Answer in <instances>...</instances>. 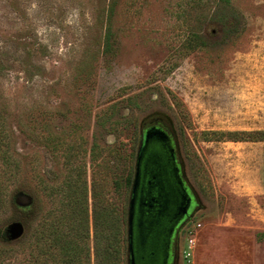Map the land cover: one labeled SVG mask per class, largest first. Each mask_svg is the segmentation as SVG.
<instances>
[{
	"label": "rangeland",
	"instance_id": "rangeland-1",
	"mask_svg": "<svg viewBox=\"0 0 264 264\" xmlns=\"http://www.w3.org/2000/svg\"><path fill=\"white\" fill-rule=\"evenodd\" d=\"M195 35L203 45L189 50ZM158 112L175 125L203 203L186 225L181 264H264V142L205 135L264 131V0H0V135L18 166L0 233L24 228L4 264H37L36 226L62 198L49 188L78 166L92 210L113 165L107 152H121L118 172L135 166L139 127ZM69 146L80 153L67 167ZM20 193L33 203L18 206Z\"/></svg>",
	"mask_w": 264,
	"mask_h": 264
},
{
	"label": "trees",
	"instance_id": "trees-1",
	"mask_svg": "<svg viewBox=\"0 0 264 264\" xmlns=\"http://www.w3.org/2000/svg\"><path fill=\"white\" fill-rule=\"evenodd\" d=\"M229 4L230 0H220ZM113 11L111 7L110 13ZM190 41L189 50L200 47L201 40L195 35ZM112 32L110 28L106 34L107 51L111 49ZM206 136L214 137L215 141L231 142H264V131H212L205 132ZM137 152L139 149V132L137 133ZM53 149H60L56 143ZM97 145H94L93 150ZM69 146L66 150L65 165L70 167L73 159L78 157L80 150ZM96 152V151H95ZM93 153L92 158L98 157ZM108 157H113V165H105L106 180L101 190L93 188L90 209V196L85 166H78L75 178L67 177L59 186H50L49 196L57 193L62 197L56 208L44 215L35 229L32 249L33 259L37 264H123L125 251L128 250V206L131 197L135 166L129 165L124 172H118V163L123 158L117 149L109 150ZM137 160V155L135 157ZM0 212L7 209L8 189L14 176V162L10 154L3 147L0 135ZM16 165H18L16 163ZM152 168V166H151ZM149 168V170H151ZM74 169V171H76ZM157 169V170H156ZM158 172V167L152 169ZM151 170V171H152ZM46 191L47 188H46ZM103 192V193H102ZM151 218V217H150ZM138 222L142 237L150 231V219L143 218ZM143 224V225H142ZM8 230V229H7ZM5 230L0 233V264L15 255V246L10 239V233ZM149 230V231H148ZM139 234V236H141ZM143 239V238H142ZM93 240V244H92Z\"/></svg>",
	"mask_w": 264,
	"mask_h": 264
},
{
	"label": "flooded vegetation",
	"instance_id": "flooded-vegetation-1",
	"mask_svg": "<svg viewBox=\"0 0 264 264\" xmlns=\"http://www.w3.org/2000/svg\"><path fill=\"white\" fill-rule=\"evenodd\" d=\"M148 130L157 133L146 145ZM141 147L145 150L137 194L136 263L181 264L186 225L191 223L203 203L188 182L179 138L169 116L158 112L143 119L139 127V149ZM155 164L157 173L152 170ZM143 218L151 221L150 231H145V242L142 244L138 222L141 219L143 223Z\"/></svg>",
	"mask_w": 264,
	"mask_h": 264
},
{
	"label": "water",
	"instance_id": "water-1",
	"mask_svg": "<svg viewBox=\"0 0 264 264\" xmlns=\"http://www.w3.org/2000/svg\"><path fill=\"white\" fill-rule=\"evenodd\" d=\"M154 130H148L145 134V144L156 134ZM145 147H141L137 154V160L135 165V174L132 184L131 197L128 206V264H137L135 255V228H136V215H137V194L141 184V174H142V160L144 157ZM16 203L18 206L27 207L33 203L31 196L24 193H20L16 197ZM139 227V226H138ZM11 235L10 239L17 240L23 236L24 228L20 223H14L8 227L7 230ZM139 234L140 231H139ZM141 239L142 237L139 236Z\"/></svg>",
	"mask_w": 264,
	"mask_h": 264
},
{
	"label": "built area",
	"instance_id": "built-area-1",
	"mask_svg": "<svg viewBox=\"0 0 264 264\" xmlns=\"http://www.w3.org/2000/svg\"><path fill=\"white\" fill-rule=\"evenodd\" d=\"M195 247H196V240L194 237H192L190 240H189V244L187 246V249L185 250V258L186 259H189L190 257H192L193 255V252L195 250Z\"/></svg>",
	"mask_w": 264,
	"mask_h": 264
}]
</instances>
